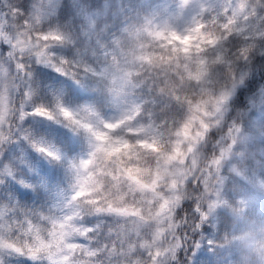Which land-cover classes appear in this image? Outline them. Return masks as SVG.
I'll return each mask as SVG.
<instances>
[{"label":"clouds","instance_id":"9594fccd","mask_svg":"<svg viewBox=\"0 0 264 264\" xmlns=\"http://www.w3.org/2000/svg\"><path fill=\"white\" fill-rule=\"evenodd\" d=\"M0 264H264V0H0Z\"/></svg>","mask_w":264,"mask_h":264}]
</instances>
